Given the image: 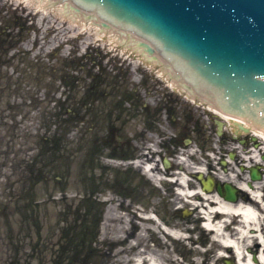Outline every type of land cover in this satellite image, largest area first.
I'll list each match as a JSON object with an SVG mask.
<instances>
[{
    "label": "flooded vegetation",
    "instance_id": "obj_1",
    "mask_svg": "<svg viewBox=\"0 0 264 264\" xmlns=\"http://www.w3.org/2000/svg\"><path fill=\"white\" fill-rule=\"evenodd\" d=\"M85 54L75 61L88 63L86 77L60 79L67 93H60L55 118L62 117L65 136L74 134L71 144L78 148L72 149L86 153L82 179L98 185L86 192L89 206L81 216L79 206L65 210L53 228L42 227L43 238L27 240L24 264H236L233 250L222 248L223 236L257 264L264 241V155L248 157L251 136H236L204 103L159 80L139 71L133 80L124 62ZM72 66L75 73L81 68ZM58 141L44 139L40 167L27 162L25 191L31 180L51 183L52 163L75 159L76 152ZM102 195L101 207L115 206L113 216L121 212L125 221L101 222L91 204ZM221 204H248L257 220L242 228Z\"/></svg>",
    "mask_w": 264,
    "mask_h": 264
},
{
    "label": "rangeland",
    "instance_id": "obj_2",
    "mask_svg": "<svg viewBox=\"0 0 264 264\" xmlns=\"http://www.w3.org/2000/svg\"><path fill=\"white\" fill-rule=\"evenodd\" d=\"M2 30L8 31L0 36V264H24L23 248L27 240L43 238L42 227L53 228L51 224L58 219L60 222V214L66 213L65 210L79 206L81 216L89 206L86 192L98 185H89L82 179L81 175L88 171L86 153L72 149L77 146L71 144L74 134L65 136L68 130L61 128L62 119L55 118L60 93L66 91L62 89V76L69 83L87 75L88 63L75 60L88 52L91 57L98 53L116 63L124 62L130 69L128 77L133 80L139 78V71L146 78L159 80L163 88L172 87L163 71L149 65L139 53L98 34L93 27L86 29L82 22L69 20L54 5L42 9L35 0H0V34ZM17 32L19 39L14 38ZM72 63L81 67L76 73L68 69L73 67ZM51 137L61 140L60 145H68L69 152L75 151V159L72 163L67 160L52 163L48 167L51 183L46 186V181H42L41 185H35L31 180L33 187L25 191L27 162L38 161L44 139ZM58 157L60 154L50 158L54 162ZM66 170L70 176L65 179ZM56 173L60 177L54 181ZM104 200L102 195L91 204L101 222L125 221L121 212L113 216L115 206L101 207ZM66 217L71 214L68 212Z\"/></svg>",
    "mask_w": 264,
    "mask_h": 264
},
{
    "label": "water",
    "instance_id": "obj_3",
    "mask_svg": "<svg viewBox=\"0 0 264 264\" xmlns=\"http://www.w3.org/2000/svg\"><path fill=\"white\" fill-rule=\"evenodd\" d=\"M73 1L150 40L191 92L264 128V0Z\"/></svg>",
    "mask_w": 264,
    "mask_h": 264
},
{
    "label": "bare ground",
    "instance_id": "obj_4",
    "mask_svg": "<svg viewBox=\"0 0 264 264\" xmlns=\"http://www.w3.org/2000/svg\"><path fill=\"white\" fill-rule=\"evenodd\" d=\"M40 4V8L45 9V7L51 5L59 10L60 14L69 18V20L78 23L82 22L84 28H90L93 27L96 29L98 34H104L107 36L108 39L114 40L116 43H119L122 47L126 49H131L135 53H139L142 58L151 66L154 68H160V70L163 71V73L166 75L169 82V85L173 88L179 89L181 87L187 88L188 92H185L184 94L187 97H190L193 100L199 101L200 103H205L207 107L216 112V109L214 107V103L212 98H209L206 92H201L200 90L197 91L196 87L194 86V91L191 92L190 87L183 84V72H179V69L177 66H169L167 58H163L162 54L155 51V47L151 45V47L154 49V55L150 58L148 57L144 51L138 47V43H141L138 38H135L133 32H129V29H115V26H112V23L110 20H103V17H98V14L94 11H86L85 8H81L78 3H75L73 0H35ZM56 4V5H55ZM71 66L68 68L71 70ZM74 70V68H72ZM63 77V76H62ZM182 89V88H181ZM180 90V89H179ZM67 93V90L65 91ZM223 115V114H222ZM225 119H228L231 129L233 130L234 134L236 136L238 135V131H236L235 127H239L240 125L238 122L240 119H234L232 117L223 115ZM62 118V117H60ZM57 118V119H60ZM63 118L67 121H70V115L65 114L63 115ZM83 122V121H82ZM69 127H72V123H68ZM244 125L246 122L243 123ZM79 125V124H78ZM83 125V124H82ZM81 126V125H79ZM47 129V128H46ZM255 132L258 130L255 129ZM248 132V131H247ZM246 132V133H247ZM263 135V133H262ZM252 141L255 144H259V140L257 137L252 136ZM255 144L253 145V148H251L248 151V157L250 158H256L257 160L258 156L264 155V149L260 148L257 149ZM32 166L33 163H35L33 160L28 161ZM40 161H36L35 165L40 167ZM221 209H224L227 211V215L230 216L231 219H237L238 222L242 225V228H246L247 225H249L250 222H254L257 220V215L255 211H253L248 204L245 205H239L238 207L234 208L232 206L221 204ZM223 211V210H222ZM216 235H218V229H214ZM239 232V231H238ZM240 234L245 237V234L239 232ZM221 244L223 245V249L231 248L233 250V254L236 258V264H255L252 263L247 255L243 254L242 247L238 244L235 240H230L226 238L225 236L221 239ZM261 251L258 256V263L264 264V241H260L259 243ZM257 263V262H256ZM257 263V264H258Z\"/></svg>",
    "mask_w": 264,
    "mask_h": 264
},
{
    "label": "trees",
    "instance_id": "obj_5",
    "mask_svg": "<svg viewBox=\"0 0 264 264\" xmlns=\"http://www.w3.org/2000/svg\"><path fill=\"white\" fill-rule=\"evenodd\" d=\"M16 36L19 37V33L18 32H17V34H15L14 38L19 39Z\"/></svg>",
    "mask_w": 264,
    "mask_h": 264
}]
</instances>
